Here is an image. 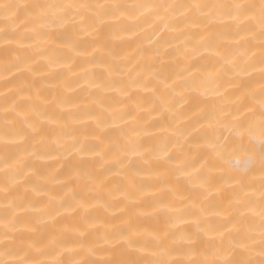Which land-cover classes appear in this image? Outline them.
<instances>
[{"label":"snow or ice","instance_id":"snow-or-ice-1","mask_svg":"<svg viewBox=\"0 0 264 264\" xmlns=\"http://www.w3.org/2000/svg\"><path fill=\"white\" fill-rule=\"evenodd\" d=\"M121 34L146 39L154 46V57L172 55L163 53L160 47L162 41L169 42L168 36L183 38L181 56L186 67L177 80L163 81L159 93L165 111H172L177 95L198 93L208 97L210 85L219 100L206 107L197 100L190 129H165L177 144L175 156L168 142L145 143L144 138L151 133L141 115L144 110L139 108L120 113V119L129 127L114 141L108 137L106 148L76 142L71 147L79 154L95 152L104 160L110 159V171L118 164L133 187L138 177L155 176L164 170L178 184L197 189L201 200L187 208L165 204L166 225L151 233L131 218L125 227L106 230L103 239L109 258L105 260L93 259L97 249L81 239L95 227L90 218H82V226L71 229L75 239L53 236L47 241L26 243L17 228L19 213L26 210L27 189L20 191L26 182L22 174L26 164L19 153L9 151V146L39 143L47 113L36 108L18 111L17 106L13 108L16 119L5 117L0 129V147L5 152L0 158V264H264V0H0V52L6 54L5 71H23L29 65L26 53L31 42L59 39L77 54H82L83 45L90 43L95 51L112 56L109 41L121 39ZM205 54L215 57L216 62L203 66L193 62ZM55 63L53 56L48 67ZM256 75L258 89L253 87V80L234 83L240 77ZM139 83L132 81L123 88L114 85L113 90L131 98V89ZM224 83L227 88L243 91L234 98H225ZM89 115L98 127L102 126L101 116ZM62 118L61 114L49 123L56 124ZM193 146L204 155L194 159ZM28 152L32 157L40 155L31 147ZM132 167L135 174L128 171ZM76 179L87 184L100 178L77 172ZM139 187L149 185L141 181ZM225 191L228 205L220 209L211 201ZM61 206L75 213L86 209L87 199L77 193ZM222 211H227L223 221L209 219ZM185 216L195 217L194 230L182 227ZM64 253H71V259H61Z\"/></svg>","mask_w":264,"mask_h":264},{"label":"bare ground","instance_id":"bare-ground-1","mask_svg":"<svg viewBox=\"0 0 264 264\" xmlns=\"http://www.w3.org/2000/svg\"><path fill=\"white\" fill-rule=\"evenodd\" d=\"M157 2L164 3L166 0ZM121 35V39L109 41L112 56L103 51H95L90 43H85L84 52L77 54L59 39L47 43L31 42L32 46L26 53L30 62L23 71H5L6 54L0 52V129L4 127L5 117L10 121L16 119L13 108L17 106L18 111L36 108L47 113L42 121L43 134L39 143L29 141L9 146V151L19 153L26 164L22 170L26 182L20 188L22 193L27 189L24 200L26 210L20 211V223L17 224L26 243L33 240L47 241L53 236L75 239L71 229L82 226V218H90L95 227L89 229L81 239L97 249L93 259L105 260L109 258L105 251L108 245L103 239L106 230L115 231L125 227L131 218L138 220L143 231L151 233L166 225L168 215L164 209L165 204L175 203L187 208L201 200L197 189L178 184L164 170L155 176L138 177L133 187L118 164L115 170L110 171L108 169L113 167L110 159L104 160L95 152L79 154L71 147L76 142L90 148L96 144L102 149L106 148L110 142L108 137L114 141L129 127L120 119V113L139 108L144 110L141 115L148 122V131L151 133L144 138L145 143L151 145L168 142L175 156L178 155L177 144L165 129L168 126L190 129L193 124L192 109L197 100L201 107L219 100L213 95L214 86L210 85L208 97L198 93L177 95L173 100L172 111H165L161 107L159 93L163 91V81L171 83L177 80L178 73L186 67L181 56L183 38L168 36L169 42L162 41L160 47L163 53L171 52L172 55L154 57V46L146 39ZM2 46L3 42L0 41ZM53 56L56 57V63L50 68L49 59ZM193 62L203 66L214 64L216 58L205 54ZM249 80H253V87L258 89V75L243 76L234 83L243 84ZM132 81L140 83L131 89V98L113 90L114 85L123 88ZM144 84L151 87H144ZM223 86L227 88L226 83ZM241 91L243 88H227L225 98H234ZM89 113H96L103 118L101 127L97 126L96 119ZM61 114L63 118L58 123H49V120ZM29 147L40 155L32 157L28 152ZM4 154V149L0 147V158ZM202 155L203 151L193 146L191 156L195 159ZM136 163L139 165V162ZM128 171L135 174V167ZM77 172L84 177L93 175L100 179L96 183L86 184L84 180L76 179ZM141 181L149 187H139ZM34 187L37 191H33ZM77 193L87 199L86 209L73 213L61 206L64 200H70ZM211 203L226 209L227 191L215 195ZM2 204L0 199V207ZM226 216L227 211H222L220 215H210L209 219L218 223ZM194 220L193 216H185L182 227L194 230ZM71 257V253H64L61 259L68 260Z\"/></svg>","mask_w":264,"mask_h":264}]
</instances>
